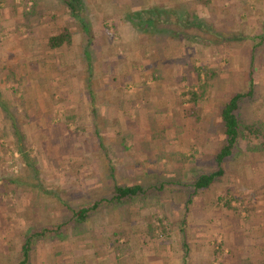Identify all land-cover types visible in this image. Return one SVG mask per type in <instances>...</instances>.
<instances>
[{
	"label": "rangeland",
	"instance_id": "obj_1",
	"mask_svg": "<svg viewBox=\"0 0 264 264\" xmlns=\"http://www.w3.org/2000/svg\"><path fill=\"white\" fill-rule=\"evenodd\" d=\"M8 39L16 43L9 34L1 43L10 44ZM216 55L205 54L203 60L219 62L223 79L229 64ZM2 76L0 68V89L9 88L0 96L4 99L0 103V264H19L23 260L19 248L27 239L25 264H58L55 260L72 256L63 253L55 258L54 241L61 239L60 245L69 249L70 238L86 234L88 250L96 249L93 256L104 258L103 264H130L129 258L147 254L158 258L150 264H246L241 259L264 258V120L248 109L264 95L260 86L253 85L254 94L242 101L240 114L244 124L261 130V137H249L241 129L238 150L222 165L223 176L207 189L194 191L198 176L217 170L214 157L224 144L220 109L227 103L224 100L237 93L230 92L228 84L222 86L221 96L212 83L214 76L190 87L199 99L216 96L212 98L216 122H208V132L219 139V145H212L219 147L212 161L203 157L202 150H193L191 143L185 153H167L171 144L162 134L166 131L161 127L165 120L162 107L163 116L159 113L158 120H164L151 136L160 140V150L146 170L128 146L131 136H115V142L93 148L87 109L71 117L52 100L32 102L31 98L26 103L19 82ZM236 87L243 93L249 89L245 84ZM186 93L183 96L189 98ZM183 96L181 99H188ZM104 137L114 135L109 132ZM183 147H188L186 142ZM101 158L106 160L104 165L99 164ZM118 158H128L130 163L119 167ZM113 160L115 165L110 164ZM130 165L138 166L134 177L126 168ZM119 186H138L145 193L117 203L113 192ZM93 205L96 209L82 221L74 218L73 213ZM125 223L135 230H129V225L119 229ZM124 242L130 247L125 248ZM85 263L86 259L76 264Z\"/></svg>",
	"mask_w": 264,
	"mask_h": 264
},
{
	"label": "crops",
	"instance_id": "obj_2",
	"mask_svg": "<svg viewBox=\"0 0 264 264\" xmlns=\"http://www.w3.org/2000/svg\"><path fill=\"white\" fill-rule=\"evenodd\" d=\"M67 4L75 6L76 17ZM8 34L16 43L12 39H8L10 44L1 43ZM64 34L68 35V44L48 46L49 38ZM208 53L217 54L218 60L223 57L229 64L224 80L219 62L203 60ZM262 54L264 0H0L2 77L19 82L26 103L31 98L32 102L52 100L71 117L87 109L91 120L89 144L93 148L115 142V136H131L128 146L146 170L161 146L159 139H151L164 120H158L159 113L165 115L161 127L166 131L162 134L171 144L166 147L167 153H185L191 143L193 150H202L203 157L212 161L213 152L219 149L212 145H219V139L208 132V122H216V101L212 99L216 96L207 94L199 99L196 94L189 98L183 94L189 93L194 84L207 82L209 76L218 77L212 83L220 96L224 84L230 92H238V85L252 84L264 93ZM8 89H0V96ZM253 104L255 107L249 105L248 109L264 120V95ZM162 107L163 113L159 109ZM109 132L114 137H104ZM185 142L188 147L184 150ZM98 161L106 163L102 158ZM115 161L119 167L130 163L128 158ZM126 168L134 177L138 166ZM135 178L139 181V176ZM128 225L122 224L119 229L125 230ZM85 236L70 238L69 249L60 245L61 239L55 240V258L63 253L72 256L71 260L59 258L55 263L76 264L86 259L85 264H103L104 258L93 256L96 249L88 250V234ZM261 241L264 243V239ZM24 243L19 248L22 258ZM155 259L147 254L145 258H129L128 262L150 264ZM240 262L259 264L264 258Z\"/></svg>",
	"mask_w": 264,
	"mask_h": 264
},
{
	"label": "trees",
	"instance_id": "obj_3",
	"mask_svg": "<svg viewBox=\"0 0 264 264\" xmlns=\"http://www.w3.org/2000/svg\"><path fill=\"white\" fill-rule=\"evenodd\" d=\"M68 9L73 13L76 17L77 14L75 13L76 8L74 5L67 4ZM67 37L64 35L55 36L48 39V46L50 48H58L60 45L65 43ZM249 89L247 92H237L232 95V97L228 100L227 103L223 104L220 109V125L223 129V138L224 144L218 151V153L214 157V162L216 164L217 170L210 174H203L198 176L197 180L193 184L194 191L205 190L210 185H212L215 181H218L224 174L222 165L228 161L238 150V142L241 138L240 130L246 129L247 136H256L261 137L262 134L260 129L255 127L253 124L250 123L244 124L240 110L243 108L242 101L245 98H248L254 94V87L253 85H248ZM189 94L191 96H195V94L190 91ZM244 109V108H243ZM260 132V133H259ZM259 149V148H258ZM264 149V148H262ZM145 193L141 190L138 186H131V187H115L114 188V196L113 200L117 203H121L122 201L128 200L130 198L136 197L139 194ZM96 205L91 206L89 209H80L74 214V218L78 221H82L90 211L96 209ZM29 239H27L24 243L22 252H23V261L19 264L26 263V254L28 251L29 246Z\"/></svg>",
	"mask_w": 264,
	"mask_h": 264
}]
</instances>
